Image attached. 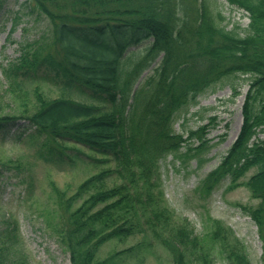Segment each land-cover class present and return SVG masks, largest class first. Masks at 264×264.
<instances>
[{
    "label": "trees",
    "instance_id": "obj_1",
    "mask_svg": "<svg viewBox=\"0 0 264 264\" xmlns=\"http://www.w3.org/2000/svg\"><path fill=\"white\" fill-rule=\"evenodd\" d=\"M226 1L249 13L245 28L226 29L225 17L204 0H27L49 30L21 45L19 56L1 68L0 142L35 146V156L56 167L84 160L115 167L86 178L72 194L50 183L53 207L38 216L71 264L141 262L154 246L168 253L171 264H215V257L251 264L221 221L206 215L197 234L186 219L176 220L159 172L168 155L205 162L208 126L184 139L174 133V119L209 89L245 74L251 80L239 134L200 191L209 194L228 179L229 189L244 186L258 201L239 207L257 226L264 264V139L256 137L264 133V0ZM4 98L12 111L5 112ZM16 126L23 130L13 131ZM21 166L3 153L0 175ZM111 176L121 182L108 187ZM17 231L16 222H4L0 264H23L9 258L8 234ZM106 244L111 248L103 255Z\"/></svg>",
    "mask_w": 264,
    "mask_h": 264
},
{
    "label": "rangeland",
    "instance_id": "obj_2",
    "mask_svg": "<svg viewBox=\"0 0 264 264\" xmlns=\"http://www.w3.org/2000/svg\"><path fill=\"white\" fill-rule=\"evenodd\" d=\"M207 3L210 7L213 6L212 10L220 11L226 18L227 29H232L235 24L245 27L250 21L244 10L229 6L225 0H207ZM48 30L46 18L31 11L27 0H5L0 12V77L1 68L19 56L21 45L39 40ZM250 80L251 77L247 74L217 85L201 95L198 104L186 114L180 113L174 122V130L184 137L189 130L208 124L210 118H214V126L209 128L206 135L212 145L204 155L209 160L199 168L195 159L183 163L168 156L160 163V173L165 199L175 212L176 220L186 219L198 234L203 232L206 215L220 220L244 245L251 264H261L262 251L257 226L238 206L256 205L258 201L252 199L244 187L227 189L228 181L218 184L208 196L199 190L201 181L220 163L238 134L242 121L241 107ZM0 82L3 83L2 80ZM231 85L237 86L238 94L235 97L232 96ZM74 98L85 101L81 96ZM1 101L5 112L13 110V106L5 98ZM17 130H23V127L16 126L13 129L15 132ZM259 137L263 138L264 135L260 134ZM195 145L197 142L193 143ZM36 151L35 146L23 142H0V158L4 153L19 159L22 164L19 171L11 169L1 172L0 230L4 228L6 221L10 224L14 221L18 225L17 232L8 234L11 261L21 260L23 264H70L68 254L45 227L42 217L38 216L40 209L53 207L50 183L72 194L83 180L101 169L113 170L114 164L105 162L94 166L84 160L73 166L56 167L38 159ZM82 152L89 154L86 150ZM95 157L99 159V156ZM106 183L109 187L113 183H120V180L111 176ZM12 227L13 225L10 230ZM134 242L136 241L121 244L118 249ZM110 248L111 245H104L102 254H106ZM152 253L144 261L131 258L126 264H171L170 256L162 248L154 246ZM215 264L223 263L219 257H215Z\"/></svg>",
    "mask_w": 264,
    "mask_h": 264
}]
</instances>
